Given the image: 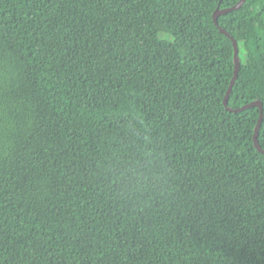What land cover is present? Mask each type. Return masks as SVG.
I'll list each match as a JSON object with an SVG mask.
<instances>
[{"label":"trees","instance_id":"16d2710c","mask_svg":"<svg viewBox=\"0 0 264 264\" xmlns=\"http://www.w3.org/2000/svg\"><path fill=\"white\" fill-rule=\"evenodd\" d=\"M238 2L0 0V264H264ZM218 23L264 113V0Z\"/></svg>","mask_w":264,"mask_h":264},{"label":"water","instance_id":"95a60500","mask_svg":"<svg viewBox=\"0 0 264 264\" xmlns=\"http://www.w3.org/2000/svg\"><path fill=\"white\" fill-rule=\"evenodd\" d=\"M246 1L247 0H239V2L236 5H234L232 7L224 8V9H220L218 7L214 11V13L212 15V19H213L214 25L218 28L219 32L221 34L225 35L228 39H230V41L233 44V48H234V66H235L234 76L230 82L229 88H228L227 93H226L225 98H224V102H223L224 107L226 108V110L228 112H233V113H237V112L243 111V110L248 109V108H253V107H256L259 109V119H258V124L256 126L253 139H254V146H255L256 150L259 153L264 154V149L260 146L259 141H258L259 129L261 126V122L263 120V115H264L262 102H260V101L251 102L245 106H242L240 108H235V109L231 108L228 105L229 96L232 92V89H233L237 79H238L241 62H240V58H239V49H238L237 41L234 39V37L232 35H230V33H228L225 29H223L218 23L219 17H221L222 15H226L228 13H231L232 11L239 10L244 5V3Z\"/></svg>","mask_w":264,"mask_h":264}]
</instances>
